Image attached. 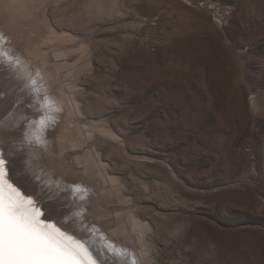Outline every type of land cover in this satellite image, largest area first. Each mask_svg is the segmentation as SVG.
Listing matches in <instances>:
<instances>
[{
    "label": "rangeland",
    "instance_id": "1",
    "mask_svg": "<svg viewBox=\"0 0 264 264\" xmlns=\"http://www.w3.org/2000/svg\"><path fill=\"white\" fill-rule=\"evenodd\" d=\"M0 40V128L25 125L7 143L25 150L16 172L51 94L59 116L41 146L60 181L93 188L92 227L57 205L84 242L127 243L128 264H264V0H0ZM14 59L39 71L38 96ZM59 122L82 149L51 143Z\"/></svg>",
    "mask_w": 264,
    "mask_h": 264
},
{
    "label": "bare ground",
    "instance_id": "2",
    "mask_svg": "<svg viewBox=\"0 0 264 264\" xmlns=\"http://www.w3.org/2000/svg\"><path fill=\"white\" fill-rule=\"evenodd\" d=\"M2 43L3 42L0 40V51L5 53L4 51L5 45L3 46ZM9 55H10V58H13V55L11 54ZM2 57H5V55ZM12 66L14 68L16 67L17 72L21 71V74L26 75L27 79L34 81V83H31L32 84L31 88L32 87L35 88L34 94L38 96L40 92L43 90V86H41V83H40L42 80L40 79V77H38L39 75L36 76L39 71L32 69V68H28L27 64H25L21 59H19V62H16V60L14 59V61L12 62ZM10 72L12 71L10 70L9 73ZM40 99L43 105V110H45L46 114H42V111L37 112L35 114V118L33 120L31 119L27 123L26 129H24V135L28 138V140H33L35 143L38 142L40 145L38 144L37 146V144L34 145V144H29V143L26 144L24 141L21 142L20 145L22 146L24 145L30 146V147L36 146V148L31 150L35 154L34 157H32L31 155L28 158L30 159V162H29L30 164L28 163L29 167L25 168L24 172H22L21 170L22 175L17 174L16 168L21 166L20 159H23V154L25 153L24 152L25 150L19 151V154L17 157L12 151L11 146L9 150L7 143L8 142L10 143L13 140H17L19 137L21 139L23 136L22 130L25 125H22V124L20 126L16 125L14 129H12V127L11 128L9 127L8 119H7V122L6 120L5 121L3 120V123L7 126L6 129L3 130L2 128H0V157H2L7 162L6 167H7V172H8L9 183H11L15 188H18L19 191L24 196L32 195L33 200H35V198L37 197L43 198L42 195L45 192H46V196L48 193L52 194L51 192H54V196H55L54 201L52 202L45 201L42 204V203H38L36 199L35 200L36 207H38L40 211L44 213L45 215H51L53 217L51 220H48L46 222L56 224V226L59 227L61 231L67 232V234L69 236H72L76 242L80 243V240H81L83 242L82 245L88 250L92 259L95 260L96 264H128L127 261L129 259L130 254L125 252L127 250L126 248L127 243H122L112 238L104 237L102 238L103 239L102 242L106 243L109 246V250H110L109 251V250H106L107 248L101 244L92 243L91 241L93 239L89 240L88 242H84V239L87 237L86 234L85 233L83 234L82 232L75 230V229H80V230H83V229L78 228L76 226H72L71 222H69L68 220H63L61 218V215H60L61 212L63 210L67 211V208L64 207L60 210V212H58V208H59L58 206L62 207L65 204H69L72 208H74L75 206L81 211L85 210L86 213L84 215L86 216L87 221L89 222V226L92 227L95 222V221H92V219L98 212L94 208L93 203H92V192H90L91 189H93L92 186L85 183V181L82 180L81 178L71 176L67 173H64L65 178H62L60 181L58 179L59 177H61L59 174L57 175L52 174V172H50L47 169V162H46L47 158L46 157L49 153L45 152L46 150L45 147L41 145H43V143L46 142L45 133H46L47 126L50 124L49 121L59 116L58 115L59 110L57 111V108L59 105L53 103L55 99L51 94L49 96H46L45 100H44L43 95H41ZM41 119H45V126L43 128H41L40 123H39ZM69 128L70 126L68 124H66L65 122H61L60 124H58V126L54 130H48L47 138H49L51 143H54V145H57V148H59V150H62V151L65 146L73 150L82 149L84 145L83 141L68 139L67 132ZM50 151L52 152L51 148H50ZM78 158L83 160L84 165H86L85 170H84L85 174H91L92 176H94V173H92V171L95 170V167L102 165L101 159L96 161L95 164H92L90 160V156L88 155L87 151L82 152V154L79 155ZM51 168L57 169L58 171H62L61 169L56 168V167H51ZM105 170H106V166H105ZM100 174L102 175L104 179L106 180L108 179V176H109L108 173L104 172L103 174L102 173ZM37 177H40V181H42L44 177L46 181L48 180L50 182H53L54 181L53 179H55V181L53 182L54 183L53 185H51L50 182H46L40 185V182L35 179ZM61 184H66V187H65L66 190L62 189L63 185L61 186ZM68 185H71L73 188H78L79 191H77L78 189L71 190V188H69ZM39 186L42 188V194H39L38 192ZM60 186H61V189L59 188ZM41 218L43 219L44 217L42 216ZM62 224L63 226H61ZM137 224L139 223L137 222L134 223L135 226H137ZM118 252L121 254H119ZM136 253L135 255L133 253L134 260H137V259L139 260V258L136 257ZM136 263L139 264L138 261Z\"/></svg>",
    "mask_w": 264,
    "mask_h": 264
},
{
    "label": "snow or ice",
    "instance_id": "3",
    "mask_svg": "<svg viewBox=\"0 0 264 264\" xmlns=\"http://www.w3.org/2000/svg\"><path fill=\"white\" fill-rule=\"evenodd\" d=\"M39 123L43 128L45 119ZM6 166L0 157V264H96L82 244L46 222L53 217L36 207L32 195L9 183Z\"/></svg>",
    "mask_w": 264,
    "mask_h": 264
}]
</instances>
